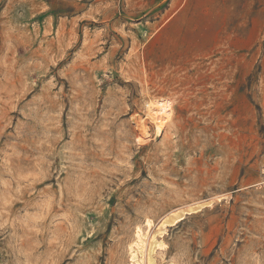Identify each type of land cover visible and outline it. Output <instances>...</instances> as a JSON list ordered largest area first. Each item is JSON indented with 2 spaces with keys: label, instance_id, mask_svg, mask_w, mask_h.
Returning <instances> with one entry per match:
<instances>
[{
  "label": "rangeland",
  "instance_id": "rangeland-1",
  "mask_svg": "<svg viewBox=\"0 0 264 264\" xmlns=\"http://www.w3.org/2000/svg\"><path fill=\"white\" fill-rule=\"evenodd\" d=\"M216 195L168 256L264 264V0H0V264H127L146 215Z\"/></svg>",
  "mask_w": 264,
  "mask_h": 264
},
{
  "label": "bare ground",
  "instance_id": "bare-ground-1",
  "mask_svg": "<svg viewBox=\"0 0 264 264\" xmlns=\"http://www.w3.org/2000/svg\"><path fill=\"white\" fill-rule=\"evenodd\" d=\"M145 119L135 121L140 133L146 134L154 130L156 139L171 140L175 134V106L167 98H151L145 103ZM231 195H216L199 201L184 202L166 211L160 216L146 215L137 222L131 236L121 240L125 247L127 264H181L180 261L168 256L170 245L167 237L172 229L178 228L190 216L198 215L205 209H214L215 205L231 200ZM225 202V203H226Z\"/></svg>",
  "mask_w": 264,
  "mask_h": 264
}]
</instances>
